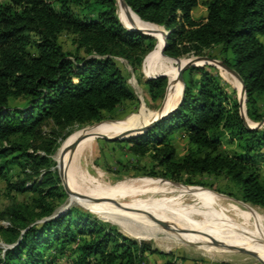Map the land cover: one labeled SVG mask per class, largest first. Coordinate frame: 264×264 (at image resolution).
Returning <instances> with one entry per match:
<instances>
[{"label": "trees", "instance_id": "1", "mask_svg": "<svg viewBox=\"0 0 264 264\" xmlns=\"http://www.w3.org/2000/svg\"><path fill=\"white\" fill-rule=\"evenodd\" d=\"M53 1L58 5L52 0L0 1V175L20 159L34 175L52 166L56 142L43 137L41 144H35L42 139L43 124L51 123L54 133V128L99 122L103 112L112 113L123 101H134L135 94L113 57L124 58L136 72L155 44L153 37L121 24L118 0ZM124 2L140 20L155 26L163 41L160 26L164 28V54L169 57L206 55V49L222 45L224 53H230L223 62L242 79L247 118L263 120L264 0H206L204 20L192 16L199 0ZM62 32L72 35L75 53L61 43ZM167 80L158 76L146 81L152 99L163 96ZM183 82L181 103L153 128L124 141L138 154L150 149L154 165L162 168L159 174L150 173L154 177L193 184L190 179L196 174L224 175L239 185L242 202L264 208L259 170L264 162V127L246 126L237 97L221 82L214 66L186 68ZM176 130L188 143L180 159L175 158L171 142ZM226 134L235 141L231 153L222 147ZM39 149L43 155L37 153ZM28 171L24 169L25 177L8 183V188L38 196L32 207L11 209L15 226L7 230L8 242L14 245L0 255V264H53L43 250L56 243L61 251L65 244L76 243L79 264H91V257L110 264H136L144 251H151L144 243L107 231L94 219L75 218L74 210L52 217L51 200H62V186L52 180L50 171L40 181ZM45 217L41 224L28 226Z\"/></svg>", "mask_w": 264, "mask_h": 264}, {"label": "rangeland", "instance_id": "2", "mask_svg": "<svg viewBox=\"0 0 264 264\" xmlns=\"http://www.w3.org/2000/svg\"><path fill=\"white\" fill-rule=\"evenodd\" d=\"M205 1L199 0L198 6L192 11V16L196 20L205 19ZM52 3L54 6L58 5L53 0ZM116 15L126 29H138L150 34L155 43L153 50L143 57L142 64L136 72L124 58L113 57L136 99L123 101L112 113L103 112L99 122L127 120L123 124L104 125L87 133L78 146L77 160L75 150L72 149L73 134L83 126L99 122L82 126L74 124L61 129L54 128V133H52L51 123L43 124L42 139L40 138L35 144H41L43 137L56 142V149L50 155L53 161L52 166L48 169L42 168L38 175H34L30 170V165L24 159H20L19 162L10 163L5 175H0V255L2 256L4 250L14 245L8 242L10 232L7 229L15 226L10 218L11 209L18 206L32 207L38 196V193L34 191L18 192L8 188V183L25 177L23 170L26 169L29 170L28 173L32 175V179L37 181H40L50 171L52 180L57 182L58 186H62L64 191L62 200H51L55 206L54 214L74 210L75 218L86 216L105 225L107 231H117L135 240L138 245L144 243L150 246L151 251H144L136 264H261L252 255L232 251L236 249L253 252L239 240L224 235L226 230L222 220L209 207L212 206L222 216L231 230L235 228L245 237L256 243L264 244V208L250 203H241L239 185L236 182L227 176L209 173L192 176L190 180L193 184L176 183L159 175L154 177L150 173L159 174L162 168L154 165L150 149L143 154H138L130 149L131 144L124 141L125 139L116 141L104 139V137L138 135L147 127L146 123L149 122L151 116L163 113L175 106L181 97V82L179 79L177 81V71L179 70L178 73H180L193 56V54H183L179 57L163 56L159 52L161 48L159 41L163 40V36L161 38L157 30L153 31L150 27L139 23L136 15L121 6L119 2H116ZM59 39L67 50L72 53L76 52L72 35L62 32ZM261 41L264 44L263 38ZM205 53L206 56H214L218 60L230 56L229 52L224 53L222 45L219 44L206 49ZM79 54L84 55L82 51H79ZM204 65L206 64L201 66ZM207 65L214 66L221 82L238 100L241 92V83L238 79L222 66ZM159 74H165L168 80L163 96L154 100L148 93L146 81ZM245 101L246 97L242 104L243 112ZM134 115L138 116L133 117ZM246 121L250 126L257 125V122L249 120L247 116ZM263 127L264 122L258 128ZM151 128L153 126L148 130ZM171 138L175 147V158L180 159L186 153L187 139L179 130L172 132ZM222 147L231 153L236 149L235 141H230L229 135L226 134L222 138ZM31 150L32 148H28V151ZM37 153L43 155L44 151L39 149ZM58 170H61L63 180L68 183L73 192L70 196L63 188ZM259 170L261 180L264 181V162L259 163ZM78 171L80 182L96 199V202L82 200V197L84 199L86 197L78 191ZM153 179L191 187L194 191L197 189L196 191L201 192L198 194L206 202L178 186L160 183ZM128 180L133 183H126L115 190L111 189L117 183ZM150 180L154 182L134 183ZM107 189L109 191L106 194L99 195ZM94 193L97 194L94 195ZM93 203H106L113 208L107 209ZM113 203H121L123 207H117ZM115 209L119 210L115 211ZM52 217L55 216L52 215ZM45 219L46 217L37 219L28 226L39 225ZM77 238L82 237L77 234ZM75 246L76 243H67L61 251L60 245L56 243L51 248L44 249L43 254L47 261L52 259L53 264H79L75 263L79 256V252L74 250ZM90 261L91 264H110L100 257H91ZM111 264H118V261Z\"/></svg>", "mask_w": 264, "mask_h": 264}, {"label": "bare ground", "instance_id": "3", "mask_svg": "<svg viewBox=\"0 0 264 264\" xmlns=\"http://www.w3.org/2000/svg\"><path fill=\"white\" fill-rule=\"evenodd\" d=\"M118 2L120 3L121 6L127 8L123 1L122 0H118ZM128 9V8H127ZM131 13H133L130 9H128ZM134 14V13H133ZM136 20L145 25V26H148L150 27V29H152L153 31L155 30V26L153 24H150L148 22H144L142 20H140L137 16H136ZM164 35H165V32H164ZM165 41V40H164ZM164 41L161 39L159 41L160 43V46L162 48L163 44H164ZM161 48H160V51L161 52ZM228 70V69H227ZM229 71V70H228ZM179 70L177 71V81H178V73ZM232 74V72H230ZM233 75V74H232ZM234 76V75H233ZM235 77V76H234ZM180 81V79H179ZM239 81V80H238ZM240 82V81H239ZM178 84V82H177ZM181 92H182V84H181ZM242 101V104L244 102V97H242V92H240V96ZM179 102V101H178ZM178 104V103H177ZM176 104V105H177ZM175 106H173L172 108L168 109L167 111L163 112V113H157L155 114V116H151V119L148 120L149 122L146 123L147 126H149L155 119H158L160 116H163L164 114H166V112H168L169 110L171 109H174ZM138 115H134L133 117H137ZM132 117V116H131ZM125 120H115V121H103V122H99V123H95V124H91V125H87V126H83L81 127L80 129H78L74 134H73V144L74 146H72V149L75 150V159L77 160V154H78V146L82 140V138L87 134V133H90L98 128H100L101 126H104V125H115V124H123ZM70 146V145H69ZM75 147V148H74ZM70 148V147H69ZM65 164V163H64ZM77 178H78V191L81 192V194H83L86 198L84 199L82 197V200H90L92 202H96V199L94 197L91 196L90 192H88L82 185V182H80V176H79V171H78V174H77ZM154 181H157V182H160V183H170V182H166V181H163V180H158V179H153ZM153 180H150V181H145V182H134V183H153L154 181ZM126 183H133V182H130L129 180L126 181V182H120V183H117L116 185H114L111 189L112 190H115V189H118L120 188L122 185L126 184ZM170 184H173L174 186H178L180 188H182L183 190L193 194L194 196H196L199 200L203 201V202H206V200L198 193H201V192H198V191H194L193 188L191 187H184V186H180L178 184H174V183H170ZM107 191H109V189L107 190H103L102 192L99 193V195L103 196L104 194L107 193ZM97 193H94V195H96ZM104 199V198H103ZM94 205L96 206H99V207H103V208H107V209H112L113 206L109 205V204H104V203H93ZM216 214L217 216L220 218V220H222L223 222V225H224V228L226 230V233L224 234L225 236H228V237H232V238H235L236 240H239L240 242H242L243 244H245L246 246H248L253 252L251 253H254L256 254L257 256H259L263 261H264V244H260V243H256L254 240L248 238V237H245L244 235L240 234L241 232L235 228H232L233 230H231L227 225L226 223L224 222L222 216L212 207V206H209ZM116 210H119V209H115ZM124 211V210H122ZM236 231V232H235ZM238 232V233H237ZM207 233V232H206ZM210 235H212L210 233Z\"/></svg>", "mask_w": 264, "mask_h": 264}, {"label": "water", "instance_id": "4", "mask_svg": "<svg viewBox=\"0 0 264 264\" xmlns=\"http://www.w3.org/2000/svg\"><path fill=\"white\" fill-rule=\"evenodd\" d=\"M122 1H123L124 5H125L128 9H130V8L127 6V4L124 2V0H122ZM130 10H131V9H130ZM160 27L164 30V28H163L162 26H160ZM133 30L140 31V30H138V29H133ZM140 32L143 33V34H145V35H149V36H151L150 34L144 33V32H142V31H140ZM164 32H165V38H164L165 41H164V44H163V46H162V48H161V54H162L163 56L168 57L167 55L164 54V49H165V46H166V31L164 30ZM154 46H155V44H154ZM153 48H154V47H153ZM152 50H153V49H152ZM152 50H151V51H152ZM151 51H149L145 56H147ZM202 64H216V65L222 66V67L228 69L230 72H232V74H233V75H234V76L240 81V83H241L242 97H244V99H245V90H244V86H243L242 79H241V77L238 75V73H237L234 69H232L230 66H228L227 64H225V63L223 62V60H218V59H216V58H212V57H210V56H206V55H193V56L190 57V61H189V63H188L185 67H183V68L181 69L180 73H179V79H180V82H181V84H182V92H181V97H180V99H179V102H178L177 106L181 103L182 98H183V93H184V82H183V72H184V70H185L186 68L190 67V66H201ZM158 76H166V75H165V74H159V75H156V76H154V77H152V78H156V77H158ZM152 78H149V79H152ZM242 101H243V100H241V98L238 97L239 113H240L242 119L244 120L246 126H247L248 128H251V129L261 126V125L263 124V122H264V118H263V120H262L261 122H257V125H256V126H250V125L247 123V121H246V111L244 110V112H243V110H242ZM177 106H176V107H177ZM176 107H175V108H176ZM175 108H174V109H175ZM174 109L169 110L165 115L160 116L158 119H155V120H154L149 126L145 127V128L142 130L141 133L145 132V131L148 130L150 127L154 126L158 121L162 120V119H163L164 117H166L169 113H171ZM141 133H140V134H141ZM140 134L135 135V136H129V137H128V136H123V135H121V136H114V137H104V139L109 140V141H116V140H119V139H130V138H133V137L139 136ZM58 172H59V176H60V178H61V180H62L63 188H64L65 192L70 196L71 194H73V192H72V190L69 188L68 183H67L65 180H63L61 170H58ZM218 194H219V193H218ZM80 199H81V198H80ZM240 202L244 204V202H242V201H240ZM113 204H114L115 206H117V207H123V204H121V203H113ZM60 213H61V212H56L55 214H53V216L59 215ZM232 251H236V252H241V253H246V254L252 255V256H254V257H255V258H256L261 264H264V261H263L259 256H257V255L254 254V253H251V252H248V251H243V250H236V249H232Z\"/></svg>", "mask_w": 264, "mask_h": 264}]
</instances>
